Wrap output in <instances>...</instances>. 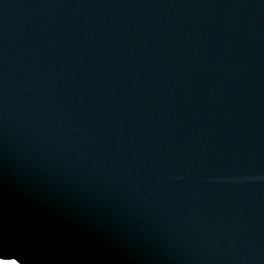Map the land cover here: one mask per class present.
I'll use <instances>...</instances> for the list:
<instances>
[{"label": "water", "instance_id": "obj_1", "mask_svg": "<svg viewBox=\"0 0 264 264\" xmlns=\"http://www.w3.org/2000/svg\"><path fill=\"white\" fill-rule=\"evenodd\" d=\"M0 251L264 264V0H0Z\"/></svg>", "mask_w": 264, "mask_h": 264}, {"label": "snow or ice", "instance_id": "obj_2", "mask_svg": "<svg viewBox=\"0 0 264 264\" xmlns=\"http://www.w3.org/2000/svg\"><path fill=\"white\" fill-rule=\"evenodd\" d=\"M0 264H23L15 254L0 251Z\"/></svg>", "mask_w": 264, "mask_h": 264}]
</instances>
